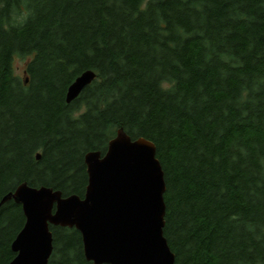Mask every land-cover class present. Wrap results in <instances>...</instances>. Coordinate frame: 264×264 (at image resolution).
<instances>
[{
    "label": "trees",
    "instance_id": "16d2710c",
    "mask_svg": "<svg viewBox=\"0 0 264 264\" xmlns=\"http://www.w3.org/2000/svg\"><path fill=\"white\" fill-rule=\"evenodd\" d=\"M119 128L156 145L175 264H264V0H0V201L23 182L84 197L85 154ZM25 220L0 206V264ZM50 229L48 264H94Z\"/></svg>",
    "mask_w": 264,
    "mask_h": 264
},
{
    "label": "water",
    "instance_id": "95a60500",
    "mask_svg": "<svg viewBox=\"0 0 264 264\" xmlns=\"http://www.w3.org/2000/svg\"><path fill=\"white\" fill-rule=\"evenodd\" d=\"M96 75L88 69L77 76L67 89V102ZM85 163L84 197L27 182L2 197L0 206L14 200L26 217L11 244L16 256L8 264H48L54 248L50 225L78 229L85 257L94 264H175L164 234L167 185L155 143L133 139L119 128L106 152H87Z\"/></svg>",
    "mask_w": 264,
    "mask_h": 264
},
{
    "label": "rangeland",
    "instance_id": "374dc122",
    "mask_svg": "<svg viewBox=\"0 0 264 264\" xmlns=\"http://www.w3.org/2000/svg\"><path fill=\"white\" fill-rule=\"evenodd\" d=\"M29 60V57L15 56L14 59V69L15 73L20 76L25 75L26 62Z\"/></svg>",
    "mask_w": 264,
    "mask_h": 264
}]
</instances>
